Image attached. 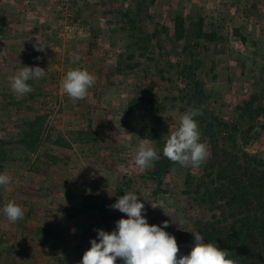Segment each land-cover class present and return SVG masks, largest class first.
Segmentation results:
<instances>
[{"label": "rangeland", "instance_id": "rangeland-1", "mask_svg": "<svg viewBox=\"0 0 264 264\" xmlns=\"http://www.w3.org/2000/svg\"><path fill=\"white\" fill-rule=\"evenodd\" d=\"M27 2L29 7L42 2L45 9H36L42 19L25 23L1 14L7 20L0 21V174L11 177L0 186V264L1 257L8 258L5 264H80L88 241L99 242L97 230L112 232L119 219L127 218L111 207L127 192L144 203L149 225L169 222L164 230L175 236L178 256L187 255L196 230L186 209L185 181L200 179L208 160L185 168L163 156L167 137L189 110L180 99L188 83L177 65L191 59L186 42L173 36V20L203 16L206 29L224 39L189 46L200 62L202 108L209 115L203 114L201 142L209 148L211 133L205 130L211 117L239 120V107L252 95L264 107V0H75L67 24L60 21L54 0ZM137 4L146 8L145 30L158 29L160 40L145 37L139 46L131 45L135 69L122 74L120 56L133 42L123 14L136 12ZM12 6L18 19L19 9ZM37 42L46 46L44 51L36 50ZM77 55L80 60L72 63ZM23 66L41 67L46 74L30 79L32 92L17 98L8 77ZM76 67L87 69L95 84L86 99L74 102L60 81ZM136 98L145 102L127 113ZM253 124L247 141L242 135L238 143L264 159V115ZM250 125L243 121V130ZM25 133L33 134L29 148L20 143ZM142 139L157 150L159 166L154 162L142 170L134 164ZM162 200L167 215L151 206ZM10 201L24 211L15 223L3 213Z\"/></svg>", "mask_w": 264, "mask_h": 264}, {"label": "trees", "instance_id": "trees-1", "mask_svg": "<svg viewBox=\"0 0 264 264\" xmlns=\"http://www.w3.org/2000/svg\"><path fill=\"white\" fill-rule=\"evenodd\" d=\"M145 10L144 6L137 4L136 12L129 9L124 11L123 21L133 42L120 56L117 69L122 74H130L135 69L131 62L134 55L128 52L131 45H138L145 37L150 41L160 40L161 31L154 29L148 34L145 30ZM173 23V36L176 41L186 42L184 50L189 51L188 57L191 59L188 64L177 65L178 74L189 87L187 94L180 99L188 109L201 110L205 93L198 80L200 62L195 59L189 46L194 49L202 42L212 44L224 39L218 32L207 30L205 18L200 15H190L189 18L178 15ZM162 32L170 36L165 28ZM191 41H194L193 45ZM123 62L125 66L120 65ZM144 102L143 98L133 99L127 106V113ZM239 110L241 118L236 121L210 116L213 121L208 123V130H205L211 133L208 162L200 179L189 176L185 181L184 195L189 197L186 209L194 221L196 232L204 237L205 242H213L219 248L227 249L230 258L237 260L238 264H264V159L250 155L238 143L242 135L247 141L256 117L264 115V107L261 98L252 95ZM201 111L202 115L195 117L199 129L201 124L206 123L203 114L209 116L206 109ZM243 121L252 124L245 131ZM29 128L32 129L33 124ZM32 136V133H25L20 143L29 148ZM156 165H160L158 161Z\"/></svg>", "mask_w": 264, "mask_h": 264}, {"label": "clouds", "instance_id": "clouds-1", "mask_svg": "<svg viewBox=\"0 0 264 264\" xmlns=\"http://www.w3.org/2000/svg\"><path fill=\"white\" fill-rule=\"evenodd\" d=\"M34 47L37 51L46 48L39 42ZM79 60L78 55L74 56L72 63ZM45 74L41 67L23 66L8 77L10 88L17 98H22L33 90L27 82L33 78L40 79ZM94 84L95 77L80 67L69 68L60 81L62 92L74 102L86 99ZM198 115H202L200 109H189L182 114L178 127L167 137L163 147V156L181 167H200L209 156L206 143L201 142V132L195 119ZM159 159L157 150L149 141L142 139L135 149L134 164L143 170L152 167ZM10 182V176L0 174V186ZM151 206L161 208L166 214L163 200L158 206ZM111 207L126 214L127 218L119 219L112 232L97 230L99 242L91 240V247L84 252L80 264H116L118 258L122 264H238L237 260L230 258V251L219 248L216 243L205 242L199 232L192 233L194 244L191 251L178 256L179 246L175 236L164 230L169 222L165 220L162 227L149 225L142 214L145 205L134 192L125 193ZM3 213L11 223L24 218L23 209L14 201L4 206ZM184 222L181 218L179 224Z\"/></svg>", "mask_w": 264, "mask_h": 264}, {"label": "crops", "instance_id": "crops-1", "mask_svg": "<svg viewBox=\"0 0 264 264\" xmlns=\"http://www.w3.org/2000/svg\"><path fill=\"white\" fill-rule=\"evenodd\" d=\"M29 0H0L1 5H3V8L1 9L0 12V21L2 20H15V21H23L25 23H30V20H37V19H42V14H40V12L36 11V9H45L44 5L41 3H37L35 6H31L29 7L28 4ZM12 5H14L15 7H18V11L17 13L19 14L18 19L14 16L16 14V12H14V10H12ZM4 9V10H3ZM40 11V10H39ZM44 13V12H43ZM7 15L6 18L3 15ZM9 17V18H8ZM40 22L35 21V24H38ZM88 247L87 250L91 247V241H88ZM19 258V257H17ZM7 257H1V263L5 264L6 262L9 263V260L7 261ZM12 260V257L10 258ZM6 260V261H5ZM25 261V259L23 260ZM22 261V262H23ZM68 262H62V264H67ZM116 264H122V261L118 258L116 261Z\"/></svg>", "mask_w": 264, "mask_h": 264}, {"label": "built area", "instance_id": "built-area-1", "mask_svg": "<svg viewBox=\"0 0 264 264\" xmlns=\"http://www.w3.org/2000/svg\"><path fill=\"white\" fill-rule=\"evenodd\" d=\"M75 0H54L55 5L58 9V14L60 21L64 22L65 24L72 21L73 17V6ZM68 30L72 31L71 26Z\"/></svg>", "mask_w": 264, "mask_h": 264}]
</instances>
